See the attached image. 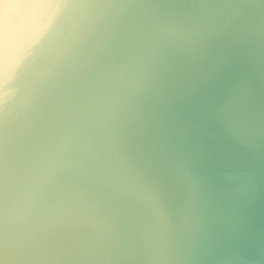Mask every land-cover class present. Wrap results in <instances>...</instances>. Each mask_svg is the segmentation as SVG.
Wrapping results in <instances>:
<instances>
[{"label":"clouds","instance_id":"obj_1","mask_svg":"<svg viewBox=\"0 0 264 264\" xmlns=\"http://www.w3.org/2000/svg\"><path fill=\"white\" fill-rule=\"evenodd\" d=\"M0 30V264H264V0H26Z\"/></svg>","mask_w":264,"mask_h":264},{"label":"water","instance_id":"obj_2","mask_svg":"<svg viewBox=\"0 0 264 264\" xmlns=\"http://www.w3.org/2000/svg\"><path fill=\"white\" fill-rule=\"evenodd\" d=\"M27 11L26 0H0V30L10 28Z\"/></svg>","mask_w":264,"mask_h":264}]
</instances>
